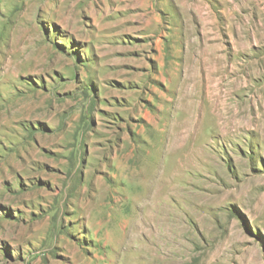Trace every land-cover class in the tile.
Masks as SVG:
<instances>
[{
  "label": "rangeland",
  "instance_id": "rangeland-1",
  "mask_svg": "<svg viewBox=\"0 0 264 264\" xmlns=\"http://www.w3.org/2000/svg\"><path fill=\"white\" fill-rule=\"evenodd\" d=\"M0 264H264V0H0Z\"/></svg>",
  "mask_w": 264,
  "mask_h": 264
},
{
  "label": "bare ground",
  "instance_id": "bare-ground-1",
  "mask_svg": "<svg viewBox=\"0 0 264 264\" xmlns=\"http://www.w3.org/2000/svg\"><path fill=\"white\" fill-rule=\"evenodd\" d=\"M152 194H153V192H152ZM152 196V195H151ZM152 198V197H151Z\"/></svg>",
  "mask_w": 264,
  "mask_h": 264
}]
</instances>
